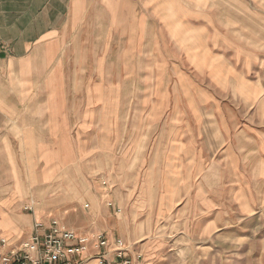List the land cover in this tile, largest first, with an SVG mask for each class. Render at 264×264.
<instances>
[{
    "label": "rangeland",
    "instance_id": "374dc122",
    "mask_svg": "<svg viewBox=\"0 0 264 264\" xmlns=\"http://www.w3.org/2000/svg\"><path fill=\"white\" fill-rule=\"evenodd\" d=\"M246 1L261 13L255 31L242 32L253 45H241L229 30L227 45L215 49L231 70L225 78L215 80L196 70L182 48L167 44L171 62L162 81L146 80L139 63L135 74L132 64L131 77L121 73L112 82L103 80L94 113L101 131L115 116L119 137L107 140L100 134L93 154L60 158L66 164L53 180L59 184L66 178L68 186H78L87 197L100 194L99 204L93 207L89 198L82 207L51 205L44 209L49 219L35 220L29 238L36 224L49 226L55 219L89 239L80 264L94 259L101 264H264V0ZM104 104L122 109L103 110ZM40 160H14L21 163L13 176L16 186H0V201L19 187L27 194L31 169L35 178L45 167ZM9 162L0 161V177L8 182ZM56 187L50 188L52 199L61 194ZM44 189L37 184L35 197L22 201L21 210L34 213ZM84 212L96 231L79 234L71 223ZM29 238L18 242L0 236V257ZM92 246L102 251L91 254ZM112 253L115 263L108 258Z\"/></svg>",
    "mask_w": 264,
    "mask_h": 264
},
{
    "label": "crops",
    "instance_id": "0c3cea01",
    "mask_svg": "<svg viewBox=\"0 0 264 264\" xmlns=\"http://www.w3.org/2000/svg\"><path fill=\"white\" fill-rule=\"evenodd\" d=\"M248 3L251 6L254 2L0 0V161L13 160L9 162L12 181L0 177V186H16L13 176L16 177L15 168L21 163L14 160L38 157L45 164L35 178L31 169L27 194H22L19 187L0 201V236L19 239L18 242L29 238L35 220L49 219L44 209L51 205L82 207L91 199L96 207L100 194L87 197L78 186H68L66 178L59 184L53 180L66 164L60 158L76 159L93 154L96 149L93 142L99 140L100 134L107 140L119 137L115 116L101 131L94 113L99 109L97 102L105 85L103 80L112 82L121 73L131 77L139 63L138 69H144L146 80L162 81L166 65L171 62L165 56L167 44L182 48L196 70L215 80L225 78L231 70L225 65L221 51L215 49L227 45L229 30L236 32L234 38L241 45H253L242 32L255 31L254 23L261 13ZM215 15L219 17L215 19ZM184 38L186 42L181 41ZM104 52L113 58L101 55ZM193 55L199 60H194ZM83 96H87L86 102ZM109 109L122 108L104 104L103 110ZM32 143L35 145L30 147ZM35 151L40 155L33 154ZM46 159L52 161L47 164ZM37 184L47 188L39 194L42 204L34 213L24 212L22 201L27 199L29 203L28 198L35 197ZM52 186L61 190L53 199L49 197ZM128 187L131 190L133 186ZM67 190L73 191L72 196ZM32 205L27 206L32 208ZM88 206L87 203L84 207ZM85 213H81L77 223H71L79 234L96 231ZM119 227L127 230L121 223ZM101 251L92 246L90 253ZM108 258L115 263V253ZM101 261L94 259L86 264H101Z\"/></svg>",
    "mask_w": 264,
    "mask_h": 264
},
{
    "label": "built area",
    "instance_id": "2783aa9c",
    "mask_svg": "<svg viewBox=\"0 0 264 264\" xmlns=\"http://www.w3.org/2000/svg\"><path fill=\"white\" fill-rule=\"evenodd\" d=\"M2 242L6 244V240ZM100 243L105 245L106 240ZM88 248L87 237L77 236L53 219L49 226L36 224L33 236L5 252L0 257V264H80L78 257ZM119 257H122V251Z\"/></svg>",
    "mask_w": 264,
    "mask_h": 264
}]
</instances>
